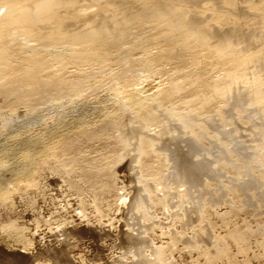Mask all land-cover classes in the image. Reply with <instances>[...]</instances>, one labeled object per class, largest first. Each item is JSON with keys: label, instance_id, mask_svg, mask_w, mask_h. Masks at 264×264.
Masks as SVG:
<instances>
[{"label": "bare ground", "instance_id": "obj_1", "mask_svg": "<svg viewBox=\"0 0 264 264\" xmlns=\"http://www.w3.org/2000/svg\"><path fill=\"white\" fill-rule=\"evenodd\" d=\"M49 181L72 223L111 232L133 209L167 236L131 264L176 262L170 246L196 264L264 261V207L246 203L264 202V0H0V211L21 203L63 232L58 208L39 216ZM191 192L204 238L152 215H187ZM12 223L0 241L20 249Z\"/></svg>", "mask_w": 264, "mask_h": 264}, {"label": "rangeland", "instance_id": "obj_2", "mask_svg": "<svg viewBox=\"0 0 264 264\" xmlns=\"http://www.w3.org/2000/svg\"><path fill=\"white\" fill-rule=\"evenodd\" d=\"M213 183H215V181H213ZM45 194L46 197L49 196L51 198L52 202H49V198L45 200V202H38L37 206L42 207L39 216H42V218L48 217V214L54 212L52 211L53 207L55 210L58 208L59 210L55 212L60 214V219L66 223L64 231H56L55 228L57 225L55 224L52 225L51 229H46L43 226L37 225L35 219L38 215V211L33 210V212L30 209L24 208L21 203L13 202L10 210L0 211V221H13L12 225L16 230L20 231L22 239L21 242L16 241V243L22 248H7L0 241V264H86V262H90L91 259L95 262H99L101 258H106V261L114 264H119L120 262H128L131 264L134 262L135 248H139L141 253L144 251L149 254V259H152V246L158 244H163V246L166 245L167 236L165 234L162 235L164 239L160 240L161 234L159 229L150 228L149 223L152 221H143L139 214L133 209L125 210L123 214L117 213L111 219L113 231L109 232L102 229L91 230L89 226H84L83 223L78 224L76 222H71L73 221L72 215H76L77 210L74 211L76 209V203L70 200L71 195L68 196L62 191V188L59 187V182L49 181L45 185ZM196 194V192H191L189 195L184 194L181 199V204L190 209L187 215L179 216L178 218L169 217L167 219L163 217L161 219V217L158 216L160 212H152L153 218H158L156 220L163 223L161 227L165 229V231L173 230L181 226L185 237L188 231L195 227V229L198 230L197 233L200 235L199 237L204 238L206 232L205 226L209 223L210 219L200 215L201 210L199 209V205L201 200L197 198ZM221 198V207H218L221 210H223V206L234 203L229 201V197L226 196V194L221 196ZM68 201L70 203L69 205L67 204ZM246 203L252 214L257 212L256 206L258 204L264 207L263 201H257V204L254 202L250 204L248 201H246ZM25 204L27 206L29 205V208L32 206L30 205L31 201L25 202ZM63 204L71 208L69 213H61L60 207ZM48 209L50 210L49 213ZM84 213L88 218L92 216L88 206ZM256 217H259V215ZM262 218H264V214H262ZM51 221L58 222L56 218H53ZM59 226L60 225H58V227ZM124 228L130 230V237H133L131 240H120L119 234ZM197 240L199 241V238ZM184 246L185 244L181 245V247ZM168 248L170 252L169 256L176 261L174 262L172 260L171 264H196L197 261H195V256L192 254L184 252L183 256H180V254H177L174 246ZM186 249L187 248L184 247V249L181 248L179 251ZM32 253L37 255L34 260L28 259L27 256ZM10 255H24L26 258H16L17 260H14ZM10 261L17 262L11 263ZM261 263L264 264V261H257L249 257V264Z\"/></svg>", "mask_w": 264, "mask_h": 264}]
</instances>
